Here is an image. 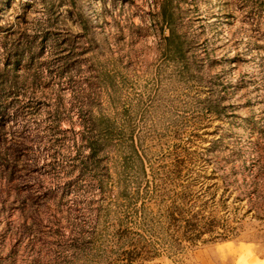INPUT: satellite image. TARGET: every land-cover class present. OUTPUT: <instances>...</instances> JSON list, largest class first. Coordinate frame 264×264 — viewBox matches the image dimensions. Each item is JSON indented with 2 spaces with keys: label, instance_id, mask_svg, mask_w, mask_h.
<instances>
[{
  "label": "rangeland",
  "instance_id": "374dc122",
  "mask_svg": "<svg viewBox=\"0 0 264 264\" xmlns=\"http://www.w3.org/2000/svg\"><path fill=\"white\" fill-rule=\"evenodd\" d=\"M26 217L16 264H264V0H0Z\"/></svg>",
  "mask_w": 264,
  "mask_h": 264
},
{
  "label": "trees",
  "instance_id": "16d2710c",
  "mask_svg": "<svg viewBox=\"0 0 264 264\" xmlns=\"http://www.w3.org/2000/svg\"><path fill=\"white\" fill-rule=\"evenodd\" d=\"M20 201L22 209L28 206L29 213L33 216V224H37L38 215H36L37 204L33 199L28 200L26 198H18L17 201ZM5 203V199L3 200ZM28 212L26 211L27 215ZM27 217L23 221L16 222L15 220L11 221L7 219L5 225L0 227V264H16L17 255L20 252V247L25 244L28 251H32L35 248V239L30 236L31 229L33 224H28ZM44 234V231H40ZM27 240V241H26ZM8 246V252L4 253L5 247Z\"/></svg>",
  "mask_w": 264,
  "mask_h": 264
}]
</instances>
